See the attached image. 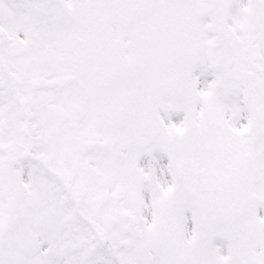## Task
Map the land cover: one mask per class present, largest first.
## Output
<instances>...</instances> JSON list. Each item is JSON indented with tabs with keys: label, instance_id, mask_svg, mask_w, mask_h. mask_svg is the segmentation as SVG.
<instances>
[{
	"label": "snow or ice",
	"instance_id": "obj_1",
	"mask_svg": "<svg viewBox=\"0 0 264 264\" xmlns=\"http://www.w3.org/2000/svg\"><path fill=\"white\" fill-rule=\"evenodd\" d=\"M0 264H264V0H0Z\"/></svg>",
	"mask_w": 264,
	"mask_h": 264
}]
</instances>
